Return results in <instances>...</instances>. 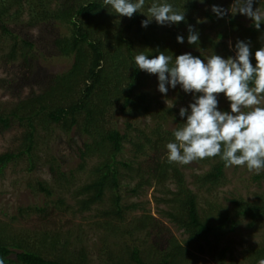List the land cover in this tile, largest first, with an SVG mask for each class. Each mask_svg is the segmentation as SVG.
Here are the masks:
<instances>
[{
    "label": "trees",
    "instance_id": "trees-1",
    "mask_svg": "<svg viewBox=\"0 0 264 264\" xmlns=\"http://www.w3.org/2000/svg\"><path fill=\"white\" fill-rule=\"evenodd\" d=\"M53 2L56 4L55 8L51 7ZM151 2L152 0H147L145 10ZM167 2L185 12L184 21L172 25H158L153 21L147 27H142V20L147 19L145 14L138 12L132 18L118 17L115 13H110L107 7H103V0H0V51H5L1 56L5 66H15L14 69L19 74L26 73L28 77L38 78L34 52L39 42L25 33L16 32L10 26L11 22L18 21L26 13L29 17L26 23L28 28H36L41 24H64L68 29L67 33L54 36L43 45L45 48L51 46L52 52L49 54L72 58V65L68 70L48 74L44 80L36 81L40 86L39 92L33 91L28 97L20 98L9 109L0 106L1 134L16 127L24 128L20 138L21 149L18 152L0 154V175L8 164L24 155H28L31 169L36 168L39 162L36 155L40 142L39 128L50 131L53 126H58L68 133L74 130L77 136L86 137L79 149V169L85 170L87 160L92 156L100 159L90 169V180L73 192L79 211H88L94 205L104 202L106 194L110 192L109 206L102 215L107 220L123 222L128 213L141 208V205L122 203V181L133 180L135 177L139 180L130 189L132 194H139L144 186H150L154 182L164 186L166 181L172 179L176 184L175 191L168 190L166 193V196H171L161 201L169 207L164 211L165 216L187 234L185 242L175 236L167 238V245L157 252V260L154 262L143 258L138 246L128 249L121 257L111 256L109 261H113V264H192V250L204 252L206 245L219 258L218 264H231L234 263L233 259L227 262L229 246L220 250L219 244L227 234L237 230L242 219H250L249 225L252 227H258L260 222H264V195L255 201H248L240 196L232 200V210H219L213 205L202 213L198 195L188 187L184 172L178 164L167 163L166 144L174 140L173 130L182 126L186 119L179 115V110L160 106L157 113L162 116L154 118V124L148 126L147 130L135 127L132 122L126 123L124 132L105 126L106 116L113 107H119L125 114L133 117L152 114L156 107L148 100L147 95L139 91L143 71L135 67L134 57L142 50H138L137 37L129 35L133 29L142 37L139 36L141 39L137 42L149 46L150 50L145 53L148 58L164 51L175 59V56L183 54L181 50L176 52L180 48L189 49L192 55L201 59H205L206 51L214 54L217 52L215 49L219 43L210 36H203L195 18L196 12L201 8L200 0ZM203 3L218 6L216 0H204ZM203 15L222 27L216 35L218 40L230 36L225 27L231 26L236 30L239 28L236 18L231 14L218 17L210 8ZM188 25L194 26L199 33L198 46L187 42ZM246 32L251 34L244 41L254 43L251 62L255 66V51L264 47V22L261 23L260 30L252 24ZM178 35L184 36V43L177 41ZM1 40L4 43L10 40L9 46H2ZM229 56L232 55L227 54ZM0 82L6 81L0 78ZM171 119L177 126L167 129L165 125ZM72 141L75 142V137ZM126 144H130L131 158L122 160L119 156L124 152ZM143 156L147 160L141 162L140 158ZM198 162L203 166L208 165L209 170L195 175L196 184L208 186L209 190L219 186L227 169L219 157H208L196 161ZM50 171L58 187L64 185V182L68 185L76 182L74 171L67 173L60 165H51ZM253 179L264 181V171L255 174ZM37 188L49 197L55 194L54 187L44 181H39ZM64 205L65 198L60 197L54 207L46 203L27 210L48 220L55 206ZM25 214L26 211L21 209L20 216ZM13 219L17 220V217ZM147 225V221L143 219L138 228L144 229ZM9 231L8 224L0 225V261L3 264H88L84 248L74 260L54 254L55 247L58 248L60 243L59 238L46 228L43 234H35L34 239L31 235L17 236L9 234ZM245 258L250 264H258L264 258V244L246 250Z\"/></svg>",
    "mask_w": 264,
    "mask_h": 264
},
{
    "label": "rangeland",
    "instance_id": "rangeland-1",
    "mask_svg": "<svg viewBox=\"0 0 264 264\" xmlns=\"http://www.w3.org/2000/svg\"><path fill=\"white\" fill-rule=\"evenodd\" d=\"M232 3L233 0H216V4L225 9H229ZM200 6L201 8L196 12L195 18L198 20L197 24L203 36H210L219 43L215 49L217 51L215 54L224 58H227V54L234 56L235 43L238 40H248L251 34L246 32L247 28L253 24L251 19L237 13L234 17L239 28L236 30L231 26L225 27L228 29L230 36L218 40L216 35L222 27H218L217 24H214L203 15V12L212 8V6L207 3H201ZM51 7H56L55 2ZM253 7H259L264 11V0H254ZM228 14H231V12L229 11ZM28 19L26 13L18 21L11 22L10 26L16 32L25 33L32 40L39 42V46H36L34 52L38 78L28 77L26 73L19 74L14 69L15 66H5L1 58L5 51L1 50L0 78L6 81L4 83L0 82V106L3 108L9 109L20 98L28 97L33 91L39 92L40 86L36 83L38 79L44 80L43 78L51 73H62L72 65V58L60 56L56 53L49 54L50 51L52 52L51 46L45 48L43 45L45 42L48 43L54 36L67 33V27L61 23H53L28 28L26 25ZM167 34L165 33V35ZM129 35L133 38L134 36L137 37L138 50L141 48L144 53L150 50L149 46L137 42L141 36L136 34L135 29ZM1 41L2 46L6 48L10 44V40L5 43L4 40ZM230 43L232 47L229 46ZM250 45L252 50L254 43H250ZM178 50L183 53L190 52L189 49L182 50V48L176 49V52ZM213 54L206 51V57ZM252 59L251 55L250 60L252 61ZM140 83L138 86L139 91L147 95L148 100L156 106L154 113L133 117L125 114L119 107H113L106 116V128H117L124 132L126 123L132 122L135 127L147 130L148 126L154 124V118L162 116L157 113L160 106L180 111L181 107H186L193 101V94L184 92L179 85L175 89L169 85V91L165 96L158 90L159 81L156 74L143 71ZM218 100L219 108L222 111L231 110L224 94H219ZM167 104H174V107L170 108ZM261 106H264V101H262ZM165 126L167 129H173L177 125L171 119ZM23 129L16 127L3 134L0 133V154L8 151L18 152L21 149L22 141L20 138L24 132ZM38 133L40 142L36 148V155L39 162L36 168L31 169L29 157L24 155L8 164L3 174L0 175V225L8 224L9 234L23 237L31 235L34 239L35 234H43L42 232L46 228L59 238L60 243L58 248L55 247L54 254L74 260L78 258L77 253L84 248L88 264H107V262L113 264V261H109L111 256L121 257L128 249L131 250L135 246L141 249L143 258L154 262L157 260V252L167 245V238L175 236L181 242H185L187 234L165 216L164 211L169 207L167 203L161 201L171 196L170 194L166 196L168 190H176V184L172 179L166 181L164 186L156 182L150 186L146 185L139 194H132L130 191L139 181L136 177L133 180L125 179L122 181L123 185L120 190L123 196L122 203H138L141 208L139 207L128 213L127 219L123 222L108 219L110 220L108 223V220L102 214L109 206L110 192L106 194L104 202L94 205L92 209L85 212L79 211L77 199L73 196V192L77 187L90 180V169L100 160L98 156H92L88 158L85 170L79 169L81 164L79 149L83 146L86 137L77 136L74 130L70 133L65 132L58 126H53L50 131L39 128ZM74 137L75 142L72 141ZM119 158L122 160L131 158L130 144L125 145V150ZM144 160H147V157L140 158L141 162ZM51 165H60V168L67 173L74 171L75 184L68 185L64 182V185L58 187L53 181L50 171ZM178 167L184 172L188 187L198 195L199 208L202 213L208 211L210 206L213 207V205H216L219 210H232L234 208L232 200L240 196L245 200L255 201L261 199L260 197L264 195V181L254 180L253 176L256 173L250 172L246 166L227 167L222 183L212 190H209L210 187L208 186L201 187L195 181V175L203 174L209 170L208 165L203 166L199 162H193L188 165L178 164ZM39 181H44L54 187L55 194L49 197L44 192L39 191L37 188ZM60 197L65 198V205L62 207L55 206L48 220H43L39 214L27 210L29 207L42 206L46 203L54 207L56 200ZM21 209L27 213L22 215L23 218L20 216ZM14 217H17V220L13 219ZM143 219L147 221L148 225L144 229H140L138 227ZM249 223L250 219H242L237 230L227 234L219 244L220 250L225 246H229L227 262L233 259L234 263L231 264H250L245 258L246 250L264 244V222H260L258 227H252ZM113 230L117 232L115 233ZM192 254L194 255L192 264H218L219 258L216 257L217 255L214 252L211 253L210 247L206 245L204 252L193 249ZM47 255L53 256L48 253Z\"/></svg>",
    "mask_w": 264,
    "mask_h": 264
},
{
    "label": "clouds",
    "instance_id": "clouds-1",
    "mask_svg": "<svg viewBox=\"0 0 264 264\" xmlns=\"http://www.w3.org/2000/svg\"><path fill=\"white\" fill-rule=\"evenodd\" d=\"M103 0V7L118 17L132 18L143 13L142 27L153 20L159 25L179 24L185 12L177 10L167 0ZM201 3L204 0H200ZM254 0H233L229 9L212 6L218 17L230 11L250 18L257 30L264 22V11L253 7ZM199 33L188 25L187 42L199 45ZM177 41L184 43V36ZM232 47L231 43L229 45ZM250 42L238 40L235 55L224 58L213 54L201 59L186 52L175 56L159 55L148 58L144 52L135 55V67L158 76V90L167 95L170 85H179L193 94V101L181 107L179 115L184 124L173 130L174 140L166 144L167 163L188 165L208 157H219L225 167L246 166L250 172L264 171V47L255 51L254 66L250 60ZM219 94H224L230 111L219 108ZM174 107V104L168 105ZM190 109V111H189ZM3 264V261H0ZM264 264V258L258 261Z\"/></svg>",
    "mask_w": 264,
    "mask_h": 264
}]
</instances>
